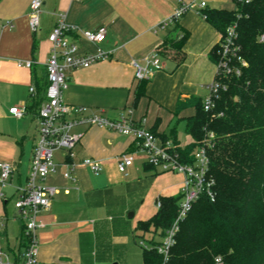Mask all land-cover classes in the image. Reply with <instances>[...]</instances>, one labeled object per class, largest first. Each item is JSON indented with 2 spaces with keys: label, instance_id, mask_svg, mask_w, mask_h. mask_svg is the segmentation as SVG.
I'll return each instance as SVG.
<instances>
[{
  "label": "crops",
  "instance_id": "0c3cea01",
  "mask_svg": "<svg viewBox=\"0 0 264 264\" xmlns=\"http://www.w3.org/2000/svg\"><path fill=\"white\" fill-rule=\"evenodd\" d=\"M192 2L197 0H42L38 27L31 33L27 18L30 0H0V163L12 166L6 185L0 187V247L10 258L23 252L21 224L13 202L17 189L26 183L38 135L37 110L31 107L29 88L34 86L33 73L40 80L45 75L44 64L50 52L47 36L57 16L63 14L64 22L77 30L105 26V38L97 45L76 33L69 38L80 53L100 50L110 54L107 60L88 68L68 71L62 101L109 119L128 116L134 122L144 120L142 126L160 143L164 139L172 147L183 148L191 140L187 136L189 141L182 143L178 136L185 134L184 119L193 114V109L188 106L176 110L177 104L207 95L206 88L215 73L209 52L220 35L194 10L179 18L175 27L155 29L179 4ZM205 3L209 9L235 8L231 0ZM182 35L185 40L180 48L170 47L172 39ZM164 42L175 55L160 56L162 67L144 80L143 94L133 104L138 82L132 62L143 67L149 54ZM17 61H30L32 66L18 67ZM12 107L23 108V116L10 114ZM74 131L82 132V137L72 151V159L66 160L63 153L55 159L58 151L54 152V172L43 182L58 193L38 214L43 224L36 231L38 260L42 264H126L136 255L132 246L136 244L135 222H127V193L149 181L147 193L152 191L156 200L178 195L182 176L144 170L146 156L130 137L100 127L76 126ZM137 153L138 163L132 159L128 176L123 177L116 170V159L121 155L132 158ZM84 159L97 161L100 172L93 174L81 163ZM67 172L72 179L64 177ZM168 175L175 177V185L167 183ZM157 182L162 186L155 187Z\"/></svg>",
  "mask_w": 264,
  "mask_h": 264
},
{
  "label": "trees",
  "instance_id": "16d2710c",
  "mask_svg": "<svg viewBox=\"0 0 264 264\" xmlns=\"http://www.w3.org/2000/svg\"><path fill=\"white\" fill-rule=\"evenodd\" d=\"M234 6L233 10L204 8L199 13L220 35L209 52L212 64L221 61L220 44L231 26L232 46L239 61L229 60L237 74L220 68L215 72L213 80L223 89L218 91L211 111L205 112L198 98L177 104L176 110L193 109L184 119V133L191 142L183 148L174 144L172 151L182 164H192L197 148L209 143L207 171L214 199L201 196L192 204L169 251V264H212L216 256L224 264H264V0ZM184 40L182 35L169 45L179 49ZM167 45L164 42L156 49L159 57H174ZM32 76L36 93L31 96V107L38 110L47 78L46 73L41 80L34 73ZM137 82L133 104L142 96L146 83ZM150 169L145 163L144 170ZM180 198V194L160 196V207L149 219L138 221L135 231L156 244V237L163 236L171 225ZM141 260V264L160 263L153 249L143 248Z\"/></svg>",
  "mask_w": 264,
  "mask_h": 264
},
{
  "label": "built area",
  "instance_id": "2783aa9c",
  "mask_svg": "<svg viewBox=\"0 0 264 264\" xmlns=\"http://www.w3.org/2000/svg\"><path fill=\"white\" fill-rule=\"evenodd\" d=\"M205 1L197 0V2L189 4H179L172 16L157 26L155 30L167 28L191 10L199 14L202 9L206 8ZM231 1L234 4H247L251 0ZM41 5L42 0H30L27 18L31 33L37 30ZM106 31L105 26H100L95 30H77L68 26L64 22V15L59 14L54 27L47 36V41L50 43V52L44 64L47 86L44 91V103L36 112L37 140L26 183L17 189V195L13 202L16 218L21 224L23 252L10 258L0 247V264H42L38 260L36 231L43 227V224L38 220V214L48 208L50 201L58 193L57 189L45 186L43 182L49 174L54 172L55 165L52 160L54 152L64 151L65 159H72V151L82 137V132L74 131L76 126L100 127L130 137L134 141L136 149L145 154V163L155 171L181 174L182 183L179 191L181 198L171 225L156 244L148 242L149 246L143 247L155 251L160 258L159 264H169V251L174 244L179 225L192 204L201 196L206 197L209 201L214 199L212 180L207 171L206 148L209 146L208 142H205L194 152L192 164H182L179 162L177 154L172 151L173 147L170 142L160 143L155 135L142 126L144 120L134 122L128 116L109 119L100 113H90L86 107L70 106L62 101V92L66 88V73L68 71L88 68L97 62L107 60L110 55L100 50L93 53H80L76 42L69 36L76 33L86 42L97 45L104 40ZM233 37L234 30L231 26L226 29L225 37L220 44L221 61L215 66V72L220 68L226 72L232 70L237 74L236 67L229 65V60L239 61L232 46ZM240 63L244 65L243 61ZM16 65L29 69L32 62L17 61ZM132 65L136 81L148 79L154 71L162 67L157 51L149 54L143 67H139L135 62H132ZM220 88L223 89L214 80L208 84L207 95L202 99V108L205 112H209L213 108V102L217 98ZM29 93L31 96L35 95L34 86H30ZM9 113L16 118H21L24 109L12 107L9 109ZM128 113H130L129 110ZM211 136L210 134L208 137ZM81 163L87 166L93 174H97L101 170L100 164L95 160L84 159ZM131 165L132 158L129 155H121L116 159V170L123 177L128 176L127 169ZM72 167L73 165L69 166L70 170ZM11 172L10 164L0 163V187L6 185ZM64 177L72 179L69 172L65 173ZM159 207L160 203L156 200L155 208ZM139 245L142 246V242H139ZM212 264H224V262L219 256H216L213 258Z\"/></svg>",
  "mask_w": 264,
  "mask_h": 264
},
{
  "label": "rangeland",
  "instance_id": "374dc122",
  "mask_svg": "<svg viewBox=\"0 0 264 264\" xmlns=\"http://www.w3.org/2000/svg\"><path fill=\"white\" fill-rule=\"evenodd\" d=\"M178 138L182 143L183 141L188 140V137L182 132L181 135L178 136ZM62 153L64 154V151H58V153L54 154V158L56 159V157H59V155H61ZM132 159L134 162L138 163L140 159L139 153L134 155ZM175 181H176L175 177H172V175H168L167 183L173 186L175 185L174 184ZM150 185L151 183L149 181H147L146 183L143 182L135 192L127 193L128 196L126 197V200H127V205L129 207L128 209L130 210L129 213H133L132 218H130V220H128L127 222L129 223L135 222L134 224L136 225L138 221H143V220L145 221L151 217L150 214L154 212V208H155L154 203L156 198L152 194V191L151 192L149 191L147 193V189H150ZM161 186H162L161 182H157V184L155 185V187L157 188ZM172 196H177V195L176 193H174ZM133 236L135 238L136 244H132V243L131 244L133 246V252L136 255L133 257H129L126 264H141L142 249L143 247L146 248L147 246H149V243L147 241L149 239V236L144 235L143 237H141V233L137 231H134ZM158 240L159 238L156 239V241ZM139 242H142L143 245L140 246Z\"/></svg>",
  "mask_w": 264,
  "mask_h": 264
},
{
  "label": "water",
  "instance_id": "95a60500",
  "mask_svg": "<svg viewBox=\"0 0 264 264\" xmlns=\"http://www.w3.org/2000/svg\"><path fill=\"white\" fill-rule=\"evenodd\" d=\"M127 218H129V219L132 218V213H128ZM113 264H116V263H113Z\"/></svg>",
  "mask_w": 264,
  "mask_h": 264
}]
</instances>
